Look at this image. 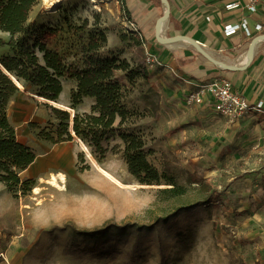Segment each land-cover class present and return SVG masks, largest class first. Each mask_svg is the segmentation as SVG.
Returning <instances> with one entry per match:
<instances>
[{"label": "rangeland", "instance_id": "obj_1", "mask_svg": "<svg viewBox=\"0 0 264 264\" xmlns=\"http://www.w3.org/2000/svg\"><path fill=\"white\" fill-rule=\"evenodd\" d=\"M48 1L40 0L29 22L65 66L84 68L80 48L95 29L106 35L101 57L131 66L144 61L146 54L120 38L135 33L145 48L136 25L149 15H136L138 0H112L99 10L87 0H66L53 14L45 11ZM157 60L160 66L146 65L149 79L138 78L134 86L118 73L128 111L121 131L141 142L142 156L128 164L124 143L116 136L92 156L123 183L147 187L125 189L111 183L93 169L74 140L62 145L40 138L43 132L56 140L61 121L52 107L23 91L17 96L18 103L31 106L28 117L18 122L15 109L8 110L17 138L33 149L37 168L49 167L21 173L35 181L29 191L14 194L0 182V264H264V114H247L234 127L219 115L182 105L171 87L179 79L166 70L157 72L163 66ZM60 82L58 100L70 106L75 82L66 74ZM92 103L84 98L77 111L89 113ZM53 150L65 158L62 166L47 157ZM53 176L56 184L50 185ZM108 223L148 228L109 232L99 244L70 230L92 231Z\"/></svg>", "mask_w": 264, "mask_h": 264}, {"label": "trees", "instance_id": "obj_2", "mask_svg": "<svg viewBox=\"0 0 264 264\" xmlns=\"http://www.w3.org/2000/svg\"><path fill=\"white\" fill-rule=\"evenodd\" d=\"M39 3L40 0H0V66L25 91L51 101H58L62 92L60 78L66 74L76 85L71 92L69 106L75 112L72 118L75 135L82 140L93 157H96V148L102 147L115 136L118 137L124 143V156L129 164L133 158L142 156L143 151L141 142L133 134L121 131L128 111L124 101L125 85L121 83L118 73L124 74L128 84L134 86L138 78L149 79L146 64L142 60L131 66L126 60L101 57L100 52L106 46V35L103 30L95 29L80 48V53L85 58L84 68L70 69L64 65L59 53L48 50L42 44L40 31L36 32L35 25L29 22L30 14ZM42 28L43 26L39 27ZM120 38L122 42L130 40V47L140 52L143 39H138L135 33L131 32ZM20 93L17 85L0 69V182L14 194L33 188L34 179L22 178L21 173L37 157L30 146L18 140L16 127L8 113L10 103ZM84 98L92 99L93 103L89 113L80 114L77 108ZM52 109L61 121L56 131L57 139L54 140L53 136L43 132L38 136L52 144L72 141L73 137L69 134V113ZM35 126V123H29V127ZM139 161L145 163L141 159ZM215 201L216 198H210V203ZM178 211L181 210H176L172 215ZM146 228L148 226L136 223H108L103 228L92 231H78L75 228L70 230L72 234L92 239L99 244V240L109 232L121 235L127 231Z\"/></svg>", "mask_w": 264, "mask_h": 264}, {"label": "crops", "instance_id": "obj_3", "mask_svg": "<svg viewBox=\"0 0 264 264\" xmlns=\"http://www.w3.org/2000/svg\"><path fill=\"white\" fill-rule=\"evenodd\" d=\"M234 1L168 0L169 16L161 26L160 35L165 38L177 35L189 37L198 42L215 60L227 66H242L243 64L239 65V59L242 54L246 55L251 39L264 34V20L260 13L250 14L245 8L226 10L225 6ZM134 12L137 13L138 17H141L143 13L144 17L149 15L147 19L139 21L136 25L146 39L145 48L144 50L140 48V52L149 54L163 63L157 72L166 70V73L169 71L177 76L179 80H175L176 83L171 87L175 89L173 94L179 102H181L180 97L194 91L197 86L209 83L212 79L227 78L232 83L235 92L246 98L250 104L262 103L260 112L249 111L248 115L264 114V40L255 46L252 61L246 70L227 71L209 62L200 54L194 53L196 50L190 44H183L179 41L171 44H160L156 41L155 24L164 12L161 0H138ZM243 21L247 23L250 30L249 36L241 30L234 35L224 36V26L240 24ZM257 24L263 25L262 31H255ZM149 39L153 42L150 43ZM237 53L240 55L235 58ZM181 104L184 105L182 102ZM9 109H15L12 113L14 117L17 116L15 120L18 122L28 117L31 106L28 103H18V99L15 97L9 105ZM204 112L209 116L213 115L209 110ZM9 116L11 117V113ZM245 119L244 117L239 120L234 124V127ZM63 143L61 144L69 145L68 142ZM53 153H55L54 150L47 157L52 156ZM71 154H69L70 157ZM63 159L64 163L65 158ZM37 162L36 159L22 173L27 171L32 173L31 169L35 167ZM36 171L40 170H34V172Z\"/></svg>", "mask_w": 264, "mask_h": 264}, {"label": "built area", "instance_id": "obj_4", "mask_svg": "<svg viewBox=\"0 0 264 264\" xmlns=\"http://www.w3.org/2000/svg\"><path fill=\"white\" fill-rule=\"evenodd\" d=\"M245 8L250 14L260 13L264 20V0H235L225 6L226 10ZM243 31L247 36L250 30L245 21L240 24L226 25L223 28L224 36L234 35L237 31ZM263 30L262 24L255 26V31ZM144 63L149 67L160 66L161 63L153 56L146 54ZM180 101L188 107L196 106L200 110H209L214 115L223 117L232 125L244 118L249 111L260 112L262 103L250 104L233 89L232 83L227 78L215 79L209 83L201 84L197 88L180 97Z\"/></svg>", "mask_w": 264, "mask_h": 264}, {"label": "bare ground", "instance_id": "obj_5", "mask_svg": "<svg viewBox=\"0 0 264 264\" xmlns=\"http://www.w3.org/2000/svg\"><path fill=\"white\" fill-rule=\"evenodd\" d=\"M66 1V0H49L47 2V5L45 6V11L48 14H53L54 11L59 8L62 3ZM112 0H87V2L93 6H95V8L97 10H99V5L100 4H104V3H108L111 2ZM183 44H189L188 42L181 40L179 41ZM246 62V55L242 54V56L239 59V65H242ZM12 77V76H10ZM12 80L15 81V79L12 77ZM25 96L29 97L31 100L35 101V102H39V103H43L46 102V100L44 98H41L35 94H29V93H23ZM50 104H52L53 106H55L57 109L66 111L69 113L70 118L72 119L75 112L74 110L63 104L62 102H60L59 100L56 102H50ZM72 122L70 123V127H69V134L73 137L74 142L78 145V147L80 148V150L85 154L87 160L90 162V164L92 165L93 169L102 177L106 178L108 181H110L111 183L115 184L118 187L121 188H125V189H136V188H140V187H147V185H141V184H126L123 183L122 181H120L119 179H117L116 177H114L112 174H110L108 171H106L100 164H98V162L92 157L91 153L89 152V150L87 149V147L85 146V144L82 142V140L77 137L73 131L72 128ZM49 160L52 161L51 163L56 165V166H62L63 164V157L61 156L60 153H53L52 156L49 157ZM39 162L36 163V165H38ZM41 163V162H40ZM35 165L34 168L31 169V172H34V170H43L45 168H48L49 166H45V167H38ZM64 180V177L62 174H59V181L62 182ZM50 185H55L56 184V177L53 176L51 178V183H48ZM163 187V186H161Z\"/></svg>", "mask_w": 264, "mask_h": 264}, {"label": "water", "instance_id": "obj_6", "mask_svg": "<svg viewBox=\"0 0 264 264\" xmlns=\"http://www.w3.org/2000/svg\"><path fill=\"white\" fill-rule=\"evenodd\" d=\"M161 3L164 6V12H163L162 16L158 18V20L155 24V39H156V41L160 44H171L175 41L184 40V41L188 42L198 52V54H200L203 58H205L209 62L217 65L218 67H220L223 70L234 71V72L246 70L252 61L255 46L258 44V42L264 40V34H260V35L253 37L251 39V41L248 45L247 51H246V62L242 66H233V67L227 66L226 64L219 62L218 60H215L213 57H211V55L208 54L201 47V45L198 42H196L195 40H193L189 37L182 36V35H177V36H173V37H169V38L162 37L160 35V29H161L162 24L168 19L170 8H169L168 0H161ZM0 69L12 80V77H10V75L1 66H0ZM12 81L17 85V87L21 91H23L24 93H29V92L25 91L22 88V86L17 83L16 80L15 81L12 80ZM29 94H32V93H29ZM45 100H46V102H43L45 105H48L52 108H56L55 106L50 104V102H56V101H51V100H47V99H45ZM71 122L73 123V120L70 118L69 127H70Z\"/></svg>", "mask_w": 264, "mask_h": 264}]
</instances>
